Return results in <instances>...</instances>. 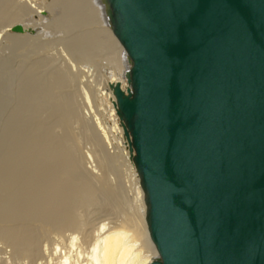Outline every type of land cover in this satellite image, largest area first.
<instances>
[{"label":"water","instance_id":"obj_1","mask_svg":"<svg viewBox=\"0 0 264 264\" xmlns=\"http://www.w3.org/2000/svg\"><path fill=\"white\" fill-rule=\"evenodd\" d=\"M102 1L151 264H264V0Z\"/></svg>","mask_w":264,"mask_h":264},{"label":"bare ground","instance_id":"obj_2","mask_svg":"<svg viewBox=\"0 0 264 264\" xmlns=\"http://www.w3.org/2000/svg\"><path fill=\"white\" fill-rule=\"evenodd\" d=\"M106 10L102 0H0V71L17 111L42 125L15 146L13 169L28 192L14 195L10 212L65 236L40 252L30 232L0 229L31 264H151L159 256L114 105L111 85L126 90L130 64Z\"/></svg>","mask_w":264,"mask_h":264},{"label":"rangeland","instance_id":"obj_3","mask_svg":"<svg viewBox=\"0 0 264 264\" xmlns=\"http://www.w3.org/2000/svg\"><path fill=\"white\" fill-rule=\"evenodd\" d=\"M0 73L2 72L0 71ZM4 74L5 72L3 71V73L0 75L2 79H6L3 82H0V212L9 213L10 215H0V229L4 231L11 229L12 231L16 230L21 232H30L32 238H34L35 242L39 244V251L44 252L47 248L52 249L53 247L57 246L58 242L65 236L62 238L57 237L51 230L44 227L36 218L26 216L17 217L10 212L12 209V199L14 195L18 192L22 194H26L28 192L27 187L24 186L26 180L23 175L24 173L18 175L13 169L15 163L13 152L16 148L15 146H25V139H29L31 136L33 137L35 132L41 130L42 125L41 123L36 122L39 120L38 115V119L34 117L32 120L28 112L24 113L22 111L21 113L17 111L19 106L18 103L13 101L16 98L13 95V87L8 81L9 76ZM15 114H17V118ZM13 115L15 120L12 117ZM28 119L29 121H27ZM34 120L35 122H33ZM16 125L17 130L15 129ZM32 130L35 132L33 133ZM16 140L20 142H17ZM24 167H26V165ZM25 171H27V169ZM14 253L13 245L9 238L0 235V259L3 260V264H31V260L18 259V256H16ZM38 264H46V261L42 260Z\"/></svg>","mask_w":264,"mask_h":264}]
</instances>
